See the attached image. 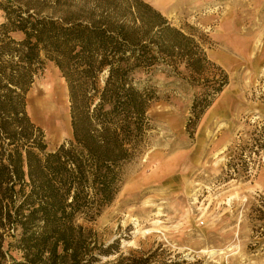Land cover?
I'll return each instance as SVG.
<instances>
[{"label": "trees", "instance_id": "obj_1", "mask_svg": "<svg viewBox=\"0 0 264 264\" xmlns=\"http://www.w3.org/2000/svg\"><path fill=\"white\" fill-rule=\"evenodd\" d=\"M0 12V264L8 238L22 259L14 264H151L154 253L124 255L117 240L98 244L90 225L144 150L152 75L183 65L201 84L185 125L190 135L226 75L205 78L202 47L143 0H0ZM46 60L70 103L72 136L54 150L26 109Z\"/></svg>", "mask_w": 264, "mask_h": 264}, {"label": "rangeland", "instance_id": "obj_2", "mask_svg": "<svg viewBox=\"0 0 264 264\" xmlns=\"http://www.w3.org/2000/svg\"><path fill=\"white\" fill-rule=\"evenodd\" d=\"M143 1L202 47L205 78L223 72L227 84L190 135L201 84L183 65L152 75L144 150L90 225L95 239L117 240L124 255L154 253L151 264H264V0ZM26 104L48 150L71 138L68 89L53 62L34 78ZM7 242L4 264L21 261Z\"/></svg>", "mask_w": 264, "mask_h": 264}, {"label": "bare ground", "instance_id": "obj_3", "mask_svg": "<svg viewBox=\"0 0 264 264\" xmlns=\"http://www.w3.org/2000/svg\"><path fill=\"white\" fill-rule=\"evenodd\" d=\"M49 99H50L49 97H48V98H47L46 96L43 97V100H49ZM56 108H57V109H56ZM59 108H61V107H59ZM59 108H58V104H57V106H56L55 108H53L52 110L56 112L57 110H58V111L60 110Z\"/></svg>", "mask_w": 264, "mask_h": 264}]
</instances>
